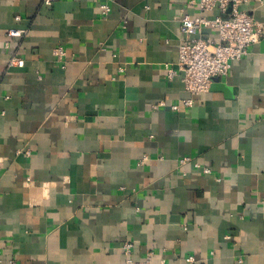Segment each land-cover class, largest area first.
<instances>
[{"label":"crops","instance_id":"0c3cea01","mask_svg":"<svg viewBox=\"0 0 264 264\" xmlns=\"http://www.w3.org/2000/svg\"><path fill=\"white\" fill-rule=\"evenodd\" d=\"M188 1L0 0V264H264V35L191 95Z\"/></svg>","mask_w":264,"mask_h":264},{"label":"built area","instance_id":"2783aa9c","mask_svg":"<svg viewBox=\"0 0 264 264\" xmlns=\"http://www.w3.org/2000/svg\"><path fill=\"white\" fill-rule=\"evenodd\" d=\"M55 0H43L46 5ZM247 0H189L201 12L217 8L219 14L210 18L199 14L191 16L183 14L180 17L181 29L185 37L181 40L178 49V58L175 67L166 64L168 77L181 76L184 89L191 95L207 91L214 78L228 75L232 61L249 55L254 44L264 35L263 25L251 13L242 8ZM103 11H108L107 5H102ZM209 27L217 31V39L209 40L203 35V28ZM10 37L21 36L23 30L10 28L6 30ZM61 46L56 48L58 58L63 55ZM9 64L22 65L23 59L12 57ZM191 104L192 100H183ZM162 104V102H159ZM209 172V167H204ZM29 180V179H28ZM123 250L126 255L125 264H164L163 260L153 262L151 254L137 260L132 257V243L125 242Z\"/></svg>","mask_w":264,"mask_h":264},{"label":"water","instance_id":"95a60500","mask_svg":"<svg viewBox=\"0 0 264 264\" xmlns=\"http://www.w3.org/2000/svg\"><path fill=\"white\" fill-rule=\"evenodd\" d=\"M217 78H214V80H216Z\"/></svg>","mask_w":264,"mask_h":264}]
</instances>
